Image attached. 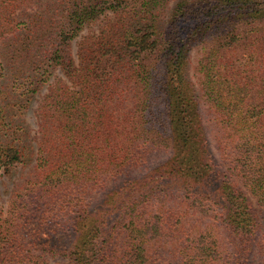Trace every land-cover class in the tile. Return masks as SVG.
Here are the masks:
<instances>
[{
	"label": "trees",
	"instance_id": "obj_1",
	"mask_svg": "<svg viewBox=\"0 0 264 264\" xmlns=\"http://www.w3.org/2000/svg\"><path fill=\"white\" fill-rule=\"evenodd\" d=\"M32 162L0 264H264V0H0V175Z\"/></svg>",
	"mask_w": 264,
	"mask_h": 264
},
{
	"label": "rangeland",
	"instance_id": "obj_2",
	"mask_svg": "<svg viewBox=\"0 0 264 264\" xmlns=\"http://www.w3.org/2000/svg\"><path fill=\"white\" fill-rule=\"evenodd\" d=\"M96 28H92L89 32L85 31L83 35L87 33H91V31H95ZM193 69L191 68L190 74L193 75ZM191 81L196 83V79L192 76ZM198 85H196L197 87ZM45 92V88L41 91L40 95L36 96L32 109L28 112V122L30 123L31 127V134L33 137H37V124L35 119V109L38 103L41 100L42 94ZM203 107V106H202ZM203 109V108H202ZM205 119V117H204ZM207 123V122H205ZM211 131L210 128H208ZM35 142V141H34ZM36 143V142H35ZM165 160V156L161 154H155L150 158L149 163L145 168L135 170L131 173L123 175L122 179L133 178L137 176H141L142 174L146 173L147 171L151 170L152 168L158 166L159 164L163 163ZM34 162H32L27 168L24 170L16 171L11 177L6 175H0V223L6 219V216L9 214L11 210V204L15 201L16 197H18L25 187L26 181L29 179L31 170L33 168ZM253 200V199H252ZM254 201V200H253ZM255 202V201H254ZM260 219V235L264 236V207L257 206L254 203ZM45 260L49 264H66V261L62 260L58 257H51L50 255H45Z\"/></svg>",
	"mask_w": 264,
	"mask_h": 264
}]
</instances>
